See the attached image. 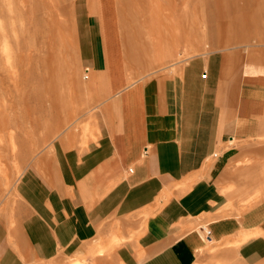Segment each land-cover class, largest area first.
<instances>
[{
  "label": "crops",
  "instance_id": "crops-1",
  "mask_svg": "<svg viewBox=\"0 0 264 264\" xmlns=\"http://www.w3.org/2000/svg\"><path fill=\"white\" fill-rule=\"evenodd\" d=\"M101 41L113 55L114 38ZM123 82L109 83L102 141L66 158L71 188L31 178L22 189L31 213L21 247L45 260L58 247L86 251L99 223L117 219L143 231V264H264V46L213 50L175 75ZM11 233L0 230V264L16 260Z\"/></svg>",
  "mask_w": 264,
  "mask_h": 264
},
{
  "label": "rangeland",
  "instance_id": "rangeland-1",
  "mask_svg": "<svg viewBox=\"0 0 264 264\" xmlns=\"http://www.w3.org/2000/svg\"><path fill=\"white\" fill-rule=\"evenodd\" d=\"M102 37L114 38L113 55ZM257 46L264 0H0V230L12 232L16 255L3 264H143V231L127 232L117 219L99 223L86 251L58 247L48 260L34 257L17 236L31 213L22 189L31 178L42 189L60 179L71 188L66 158L102 141L114 77L126 87L175 75L195 55ZM127 242L134 251H115Z\"/></svg>",
  "mask_w": 264,
  "mask_h": 264
},
{
  "label": "bare ground",
  "instance_id": "bare-ground-1",
  "mask_svg": "<svg viewBox=\"0 0 264 264\" xmlns=\"http://www.w3.org/2000/svg\"><path fill=\"white\" fill-rule=\"evenodd\" d=\"M52 14V13H51ZM45 17V16H44ZM50 30V29H49ZM31 32V31H30ZM239 35H241V34H239ZM237 37V36H236ZM242 36H240V38H241ZM239 38V39H240ZM31 49V48H30ZM48 50V49H47ZM24 57H25V55H24ZM20 64V63H19ZM58 130V129H57ZM14 135V134H13ZM15 138V137H14ZM11 139H13V136L11 137ZM13 141V140H12ZM11 141V142H12ZM15 142V141H14ZM11 146H12V148L14 147L12 144H11ZM10 147V146H9ZM13 150H14V148H13ZM12 155V154H11ZM36 155V154H35ZM13 156V155H12ZM40 159V158H39ZM35 167V166H34ZM22 171V170H21ZM17 181V180H16ZM9 191V190H8ZM103 253V252H102Z\"/></svg>",
  "mask_w": 264,
  "mask_h": 264
},
{
  "label": "built area",
  "instance_id": "built-area-1",
  "mask_svg": "<svg viewBox=\"0 0 264 264\" xmlns=\"http://www.w3.org/2000/svg\"><path fill=\"white\" fill-rule=\"evenodd\" d=\"M85 71H88V69L86 68ZM86 75V74H85Z\"/></svg>",
  "mask_w": 264,
  "mask_h": 264
}]
</instances>
